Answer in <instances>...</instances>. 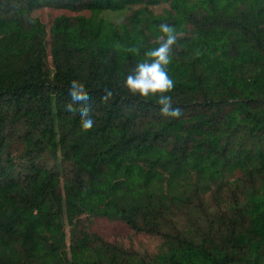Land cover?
<instances>
[{"label": "trees", "instance_id": "16d2710c", "mask_svg": "<svg viewBox=\"0 0 264 264\" xmlns=\"http://www.w3.org/2000/svg\"><path fill=\"white\" fill-rule=\"evenodd\" d=\"M161 24L179 119L121 87ZM0 264H264V0H0Z\"/></svg>", "mask_w": 264, "mask_h": 264}, {"label": "clouds", "instance_id": "9594fccd", "mask_svg": "<svg viewBox=\"0 0 264 264\" xmlns=\"http://www.w3.org/2000/svg\"><path fill=\"white\" fill-rule=\"evenodd\" d=\"M25 19L27 21L31 18L26 17ZM159 31L162 35L158 37V46L143 53V58L122 79L121 87L132 96L143 100L154 99L162 117L179 119L183 115V111L181 107L174 106L175 101L170 93L175 88V81L168 72L173 58V46L177 43V33L175 28L168 24H161ZM127 50L139 55L138 48L132 47ZM68 96L70 102L65 105L66 111L78 113L82 130H91L94 120L90 115L92 111L91 98L86 92L85 83L80 80H72L69 84ZM112 96L113 92L105 89L101 99L107 102ZM74 105H79V107H74Z\"/></svg>", "mask_w": 264, "mask_h": 264}, {"label": "rangeland", "instance_id": "374dc122", "mask_svg": "<svg viewBox=\"0 0 264 264\" xmlns=\"http://www.w3.org/2000/svg\"><path fill=\"white\" fill-rule=\"evenodd\" d=\"M160 10L162 11V8H160L159 11ZM60 13V11L45 8L43 10L37 11L35 15L39 16L45 23L50 25L52 18ZM92 227L95 230L100 231L113 239H123V237H125L124 241L127 245L134 246L135 248H138L140 250H145L147 248L154 249L157 245V241L153 238L145 236H126L129 231L127 227L121 223L96 220L94 221Z\"/></svg>", "mask_w": 264, "mask_h": 264}]
</instances>
